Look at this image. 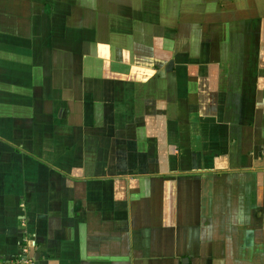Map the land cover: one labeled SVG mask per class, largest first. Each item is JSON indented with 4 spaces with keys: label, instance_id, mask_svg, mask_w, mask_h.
I'll return each instance as SVG.
<instances>
[{
    "label": "crops",
    "instance_id": "1",
    "mask_svg": "<svg viewBox=\"0 0 264 264\" xmlns=\"http://www.w3.org/2000/svg\"><path fill=\"white\" fill-rule=\"evenodd\" d=\"M250 1L0 0V258L264 264Z\"/></svg>",
    "mask_w": 264,
    "mask_h": 264
},
{
    "label": "rangeland",
    "instance_id": "2",
    "mask_svg": "<svg viewBox=\"0 0 264 264\" xmlns=\"http://www.w3.org/2000/svg\"><path fill=\"white\" fill-rule=\"evenodd\" d=\"M236 9L242 15H248L250 17H254V16L258 17L259 20L256 24H257V28L259 30L260 37L258 38L257 44H258L259 50L264 52V0H251L249 3L248 2H240L236 5ZM250 24L251 23H249V25ZM243 25L244 24H241V25H239V27H242ZM249 27L251 28V26H249ZM236 28H238V27H236ZM238 29H240V28H238ZM246 29H248V28H246ZM261 51H259L258 56L260 55L262 57V56H264V53H263V55L260 54V53H262ZM259 60H261V59H259ZM262 66H259V69H257V74L259 75V79L261 81H264V68H262Z\"/></svg>",
    "mask_w": 264,
    "mask_h": 264
},
{
    "label": "built area",
    "instance_id": "3",
    "mask_svg": "<svg viewBox=\"0 0 264 264\" xmlns=\"http://www.w3.org/2000/svg\"><path fill=\"white\" fill-rule=\"evenodd\" d=\"M0 264H35L34 260L28 256L26 249L9 259L0 258Z\"/></svg>",
    "mask_w": 264,
    "mask_h": 264
}]
</instances>
